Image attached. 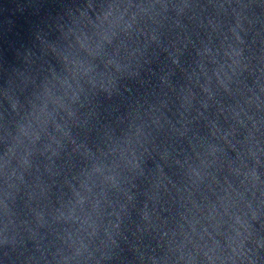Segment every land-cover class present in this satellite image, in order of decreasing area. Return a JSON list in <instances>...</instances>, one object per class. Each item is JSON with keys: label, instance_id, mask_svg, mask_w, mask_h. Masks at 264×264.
<instances>
[{"label": "clouds", "instance_id": "9594fccd", "mask_svg": "<svg viewBox=\"0 0 264 264\" xmlns=\"http://www.w3.org/2000/svg\"><path fill=\"white\" fill-rule=\"evenodd\" d=\"M131 7V5L124 6V12L117 15L113 20L108 19L112 15L108 13L104 17V20L107 21L106 26L98 27L93 23V30L90 33L73 34L68 41V49H70L68 55L53 49L63 65V76L52 72L50 77L45 78L43 86L38 88L37 93L25 102H21L18 98H10L12 112L15 113L17 119L14 120L11 127L8 126L7 122L4 127L5 139L10 137L12 144L5 152L3 167L10 170L13 177L23 180L24 175L35 168L34 158L37 155L47 156L48 160L52 161V158H58L61 152L67 151L69 146L74 144L71 125L78 120L79 108L77 105L83 106L80 103L81 96L87 90H100L110 93L116 85L118 75L130 68L129 60L135 57L139 50L129 49L125 39L121 37L130 39L131 34L138 28V13H133L129 20H124V16L128 15V9ZM209 24L214 33L220 32L223 36L221 47L206 46L203 52L198 53V55L210 58L213 64L219 63L217 57L227 58L224 63L227 64L228 71H216L214 69L213 76L220 87L224 91H228V84L231 82L232 75H235L236 69L241 66L240 57H242L244 50L238 45H243L244 41L235 28L228 29L231 36L234 37V43H231L229 36L223 32L218 23L210 21ZM236 27L241 28V25L237 23ZM151 39H155V37L153 36ZM173 63L176 64L178 61L173 60ZM201 67L203 68V64ZM229 72L232 75H229ZM211 79V77L208 78L209 85ZM205 90L208 91L209 98H211V91ZM186 103L190 104L191 101L186 99ZM154 123L159 124V118ZM140 135H142V131L137 129L135 136L126 140L123 147L114 145L106 153H101L106 161L103 166L96 163L95 153L92 152L91 148L83 144L72 148L73 152H78L84 160L91 164L88 176L90 178L95 175L100 178L102 194L114 190L118 195L126 196L129 201L133 198L125 189L123 181L127 178L124 175L125 172L143 175L140 161L142 153L138 155L137 145L139 148H143L145 152L148 149L141 143ZM220 138L227 142V134ZM189 146L195 156L194 161L187 157L183 160L175 159L167 149L160 153V159L164 163L157 165V172L162 178L154 186L157 192L162 188L167 190L164 180L168 177L164 167L169 161L185 172L191 182L190 187L204 183L206 177L211 175L209 169L218 163L217 151H222V149L201 145L200 151H197L192 146L191 141H189ZM46 171L51 173V167L47 168ZM237 174H239L238 170ZM168 183L176 187L170 179H168ZM37 187L40 188L39 195L45 197L47 194L45 187L40 185ZM80 188L87 193L92 191V188L86 183H81ZM69 190L73 191L72 199L67 202L70 206L62 205L56 209L51 214V223L46 218V206L32 208L30 219L18 220L8 203L5 202L3 204V217L0 219L3 243L7 244L10 240L15 242L18 238L23 239L25 235L29 239H36L40 236V229L55 228L56 226L64 229L65 227L72 228L75 225L76 230L67 239L64 236H58V238L69 247H75V257H80L87 252L84 240L76 235V231H83L82 224L86 222L81 221L86 197L81 195L79 191L73 190L71 183H69ZM184 191L191 195L189 187H185ZM237 196L239 199H243L241 193H237ZM123 207L124 205H121L122 209ZM245 215L243 212L233 215L234 223L239 225V228L234 230L237 236L242 237L241 244L243 240L249 239L251 236L250 225ZM251 218L256 219L255 212H252ZM240 229H243V232ZM92 234L94 235L95 232L93 231ZM41 238L43 239V237ZM233 251L235 252L236 249ZM90 255L89 253V257ZM54 259L56 264H70L68 255L54 257ZM189 259H192L191 254H189Z\"/></svg>", "mask_w": 264, "mask_h": 264}]
</instances>
